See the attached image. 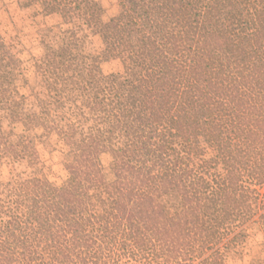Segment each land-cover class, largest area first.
<instances>
[{"label": "trees", "instance_id": "16d2710c", "mask_svg": "<svg viewBox=\"0 0 264 264\" xmlns=\"http://www.w3.org/2000/svg\"><path fill=\"white\" fill-rule=\"evenodd\" d=\"M24 4L56 22L26 59L0 34V264H236L250 224L264 243V0Z\"/></svg>", "mask_w": 264, "mask_h": 264}, {"label": "rangeland", "instance_id": "374dc122", "mask_svg": "<svg viewBox=\"0 0 264 264\" xmlns=\"http://www.w3.org/2000/svg\"><path fill=\"white\" fill-rule=\"evenodd\" d=\"M25 0H0V34L4 40L12 45L15 50L24 58L30 57V54H38V42L43 36L48 40L44 28L45 25L55 24L56 19L43 18L42 15L36 16L34 12L24 4ZM104 6L114 9V0H99ZM38 19V22L36 20ZM103 71L110 72L120 68V63L115 60L103 62L101 65ZM4 72L0 71V81ZM109 158H103V166L107 178L111 177L109 172ZM49 179L60 182L64 177V172L59 166L48 167L44 170ZM261 199H264V184L257 187ZM253 213L257 216L263 210L257 205H253ZM247 239L239 247V252L231 255L236 264H264V243L262 233L255 225H247ZM229 258V255H228ZM230 260V258H229Z\"/></svg>", "mask_w": 264, "mask_h": 264}]
</instances>
